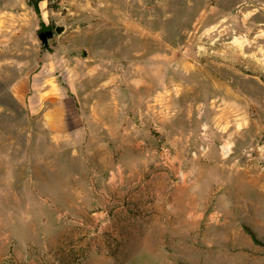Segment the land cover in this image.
Here are the masks:
<instances>
[{
	"label": "rangeland",
	"instance_id": "374dc122",
	"mask_svg": "<svg viewBox=\"0 0 264 264\" xmlns=\"http://www.w3.org/2000/svg\"><path fill=\"white\" fill-rule=\"evenodd\" d=\"M39 6L0 0V264H264V0Z\"/></svg>",
	"mask_w": 264,
	"mask_h": 264
},
{
	"label": "water",
	"instance_id": "95a60500",
	"mask_svg": "<svg viewBox=\"0 0 264 264\" xmlns=\"http://www.w3.org/2000/svg\"><path fill=\"white\" fill-rule=\"evenodd\" d=\"M64 26H57L53 30L43 31L36 35L39 45L43 50H47L49 48V44L58 36H60L64 32ZM88 53L84 51V57L87 58ZM202 140L207 141L206 138Z\"/></svg>",
	"mask_w": 264,
	"mask_h": 264
},
{
	"label": "crops",
	"instance_id": "0c3cea01",
	"mask_svg": "<svg viewBox=\"0 0 264 264\" xmlns=\"http://www.w3.org/2000/svg\"><path fill=\"white\" fill-rule=\"evenodd\" d=\"M42 1V3H43V0H41ZM40 7V6H39ZM26 89H27V85L24 83V82H22V85H21V92L23 93V91H26ZM42 100V99H41ZM40 100V102H42ZM63 100V99H62ZM62 102H64L65 104H71L70 103V101L69 100H67V99H64V101H61V103ZM63 103V104H64ZM48 116H53V115H48ZM55 119L52 121V119H49V121H48V124H49V126L52 128V127H54V131H56L57 130V128H59V129H61L60 131H63V132H65L64 130H62V127H61V123L63 124L64 123V120H62V118L61 117H54ZM88 132H89V129H88V127H87V125L85 126V127H83L82 128V130H80V133L78 134V135H80L81 134V136H84L85 137V135L87 136L88 135ZM63 135H67L66 136V138H71L72 136H74V135H77V132L76 133H74L73 131H71V132H68V133H63Z\"/></svg>",
	"mask_w": 264,
	"mask_h": 264
},
{
	"label": "trees",
	"instance_id": "16d2710c",
	"mask_svg": "<svg viewBox=\"0 0 264 264\" xmlns=\"http://www.w3.org/2000/svg\"><path fill=\"white\" fill-rule=\"evenodd\" d=\"M40 2H41V0H31L32 7H33L34 11L36 12V14H38V15L40 13V10H39V3ZM44 30L48 31V30H53V29H50L49 27H45L44 25H42V28H41V31L40 32H43ZM247 232L252 237L253 241L254 242H257V240H256L255 236L253 235V233H251L248 230H247Z\"/></svg>",
	"mask_w": 264,
	"mask_h": 264
},
{
	"label": "bare ground",
	"instance_id": "6f19581e",
	"mask_svg": "<svg viewBox=\"0 0 264 264\" xmlns=\"http://www.w3.org/2000/svg\"><path fill=\"white\" fill-rule=\"evenodd\" d=\"M1 53V52H0ZM207 59V58H206Z\"/></svg>",
	"mask_w": 264,
	"mask_h": 264
},
{
	"label": "flooded vegetation",
	"instance_id": "af4514ba",
	"mask_svg": "<svg viewBox=\"0 0 264 264\" xmlns=\"http://www.w3.org/2000/svg\"><path fill=\"white\" fill-rule=\"evenodd\" d=\"M44 31H46V30H44Z\"/></svg>",
	"mask_w": 264,
	"mask_h": 264
}]
</instances>
